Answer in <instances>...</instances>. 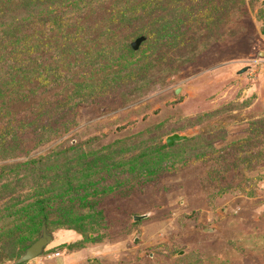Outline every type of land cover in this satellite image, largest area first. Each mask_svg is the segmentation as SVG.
<instances>
[{
	"label": "rangeland",
	"instance_id": "1",
	"mask_svg": "<svg viewBox=\"0 0 264 264\" xmlns=\"http://www.w3.org/2000/svg\"><path fill=\"white\" fill-rule=\"evenodd\" d=\"M17 52L0 264H264V0H0Z\"/></svg>",
	"mask_w": 264,
	"mask_h": 264
},
{
	"label": "trees",
	"instance_id": "2",
	"mask_svg": "<svg viewBox=\"0 0 264 264\" xmlns=\"http://www.w3.org/2000/svg\"><path fill=\"white\" fill-rule=\"evenodd\" d=\"M18 54L19 53L17 52L13 56L16 59L15 65L9 64L7 59H5L4 55L0 56V95L7 94V93L9 94V99L10 100L12 99L11 100L12 102H10L8 106L13 105V102H17L19 100H25V97H26V94L23 92V89H22V86L24 85V83H26V79H27V74H24L26 71H25V68L23 67V62L25 59H29V56L25 58L24 57L20 58ZM30 60L32 61L34 60V58H31ZM15 68H17V70H15ZM9 127L11 126L9 125ZM11 129L12 127L9 129L3 128L2 133H4L5 135L8 133L14 134V131ZM85 163H88V162H85ZM72 168L73 166L69 165V167L67 168V171H65L66 175L69 174V171ZM38 170L41 173V169L39 168ZM70 179L68 181H70ZM42 208L43 207H41V209ZM44 222L47 225L46 220Z\"/></svg>",
	"mask_w": 264,
	"mask_h": 264
},
{
	"label": "water",
	"instance_id": "3",
	"mask_svg": "<svg viewBox=\"0 0 264 264\" xmlns=\"http://www.w3.org/2000/svg\"><path fill=\"white\" fill-rule=\"evenodd\" d=\"M146 39L145 36H140L138 37L134 42H132V47L133 49L137 50L139 48V46L141 45V43ZM179 89H177V93H179ZM184 136L175 133L172 134L168 137L167 142L169 144H172L174 141H178L183 139ZM146 215H135L134 219L135 220H141L145 217ZM53 240V234L48 230V227L46 225V223H43V227H42V232L40 237L31 245L29 246L25 253L20 257V259H18V263H23L26 261H29L31 259H34L36 257H38L39 255H41L45 249V247L52 242Z\"/></svg>",
	"mask_w": 264,
	"mask_h": 264
}]
</instances>
